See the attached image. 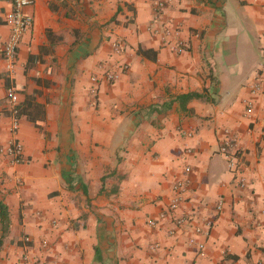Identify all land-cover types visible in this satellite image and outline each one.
Returning <instances> with one entry per match:
<instances>
[{
	"label": "crops",
	"instance_id": "0c3cea01",
	"mask_svg": "<svg viewBox=\"0 0 264 264\" xmlns=\"http://www.w3.org/2000/svg\"><path fill=\"white\" fill-rule=\"evenodd\" d=\"M263 7L170 0L154 28H179L186 50L175 54L151 30V0H33L9 72L12 3L0 0V150L11 138L23 149L18 165L0 153V264H264V101L250 90L264 66ZM106 71L119 79L91 96ZM191 93L201 97L178 98ZM231 139L236 173L219 153ZM178 180L173 215L186 223L151 227Z\"/></svg>",
	"mask_w": 264,
	"mask_h": 264
},
{
	"label": "built area",
	"instance_id": "2783aa9c",
	"mask_svg": "<svg viewBox=\"0 0 264 264\" xmlns=\"http://www.w3.org/2000/svg\"><path fill=\"white\" fill-rule=\"evenodd\" d=\"M12 3L11 11L6 15V23L9 26V37L3 44L1 48V55L3 60L6 63V68L9 72L12 71L13 67L16 64L17 59V52L20 41L22 36L27 32L32 25V17L25 13V8L28 7L33 3V0H10ZM170 3V0H151V6L153 10V22L151 25V30L154 33H158L160 36V40L163 45L169 47V49L175 53L180 54L186 50V43L185 41L180 38V30L179 28H175L171 25H161L159 24L158 27L154 28L156 23L160 22V15H162ZM264 10V7H263ZM113 51L116 54H121L124 50V46L121 42L115 41L112 44ZM262 58H264V47L261 49ZM121 72L127 70L128 65L123 64L121 65ZM120 77V74L114 72H103L100 76H92L91 83L92 86L90 87L89 93L91 96H96L97 93V86L99 82L105 81L107 83H113L117 81ZM251 94L253 96H258L261 100L264 101V66L260 67L256 72L254 79L250 85ZM7 96L10 105L12 106L11 109V124H10V132L12 135H15L18 130L19 126V116H18V109L16 108L17 102V94L14 86H11L7 89ZM250 107V103L247 104ZM0 153L10 159L11 164L18 165L23 160V149L21 144L15 139L11 138L8 145L0 150ZM219 153L223 156L227 163L228 170L231 173H236V169L239 166V161L242 156L241 150L236 144L235 139L231 140H224L222 146L219 149ZM185 171H189L186 167ZM245 183L244 179H240V185L242 186ZM185 189V182L182 180H178L173 186V193L174 196L171 199L167 209L164 213H161L158 218L151 219L149 221V225L154 227L160 222V220L164 219L166 216L172 217L175 220L177 225H182L186 223V218H176L174 217V212L178 208V205L181 200V194L184 192ZM223 205L222 200H218L217 203V211L221 210ZM176 218V219H175ZM209 225V224H208ZM197 233H200V229L195 230ZM25 243L29 242V239L25 237L23 239ZM153 250L158 248L157 245L151 246ZM199 249L202 248L201 245L198 246ZM26 257V256H25Z\"/></svg>",
	"mask_w": 264,
	"mask_h": 264
},
{
	"label": "trees",
	"instance_id": "16d2710c",
	"mask_svg": "<svg viewBox=\"0 0 264 264\" xmlns=\"http://www.w3.org/2000/svg\"><path fill=\"white\" fill-rule=\"evenodd\" d=\"M139 54L148 56L149 55V50H142L140 49L138 51ZM201 97L200 94L198 93H191V94H186V95H181L178 98L181 99L183 102L187 101L189 99L192 98H199ZM20 115L19 111H18V116ZM0 218H1V224L3 225V234L6 233L7 231V227H8V215H7V209L6 207L0 203ZM1 243V242H0Z\"/></svg>",
	"mask_w": 264,
	"mask_h": 264
}]
</instances>
